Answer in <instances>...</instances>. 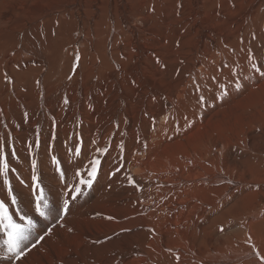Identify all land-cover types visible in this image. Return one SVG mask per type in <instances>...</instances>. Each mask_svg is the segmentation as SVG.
Listing matches in <instances>:
<instances>
[{"label":"bare ground","instance_id":"6f19581e","mask_svg":"<svg viewBox=\"0 0 264 264\" xmlns=\"http://www.w3.org/2000/svg\"><path fill=\"white\" fill-rule=\"evenodd\" d=\"M261 72L264 0H0V264H264Z\"/></svg>","mask_w":264,"mask_h":264},{"label":"snow or ice","instance_id":"6c2138e0","mask_svg":"<svg viewBox=\"0 0 264 264\" xmlns=\"http://www.w3.org/2000/svg\"><path fill=\"white\" fill-rule=\"evenodd\" d=\"M253 67H255V64H253ZM259 71V69H257ZM261 76H264V72L260 73ZM242 85L237 84L236 88H241ZM67 102V101H66ZM54 138V137H53ZM36 147H39V140L36 141ZM102 151H107V149H103ZM14 155V153H13ZM77 155H79V149H77ZM52 162L59 166V161L55 156L52 157ZM92 168L89 172V175L91 179L88 181L81 180V184H87L88 187L92 186L93 180H95L99 166L101 161L99 159H96L91 162ZM31 166L33 169L37 166V161L35 159L32 160ZM0 171L3 172L4 175V183L8 184V173H9V163L7 159L3 160L2 168H0ZM14 171V169H13ZM33 181H36V188L39 190V195L36 197V208L35 211L39 213L41 217H44L45 219L48 218V203L45 198L44 189L40 187L39 178L36 175H33L31 177ZM77 195L81 194V189L77 188L75 189ZM11 197V204L15 205L17 204V196L13 195V188L9 184L7 194L5 196V199L7 197ZM5 199H0V225H3L4 230L7 234V239L3 242V247L6 249V253L9 255L10 258H15L17 260H20V258L24 255L25 248L28 247L26 242L29 240V234L32 232V230L36 227V222L30 217L27 216V214L21 216V220H26V223H16L12 216L8 213V208L5 204ZM72 199H76V196H73ZM43 205V207H42ZM69 208V201L65 200L64 202V212L67 213ZM17 211H20V209H17ZM50 234V231H49ZM43 236H39L37 240H43ZM36 242H33L31 247H35ZM262 260H264V257H261Z\"/></svg>","mask_w":264,"mask_h":264}]
</instances>
